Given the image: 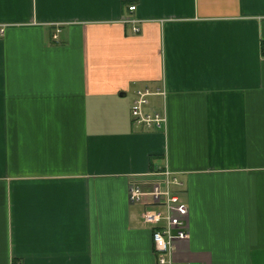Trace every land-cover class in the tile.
I'll list each match as a JSON object with an SVG mask.
<instances>
[{
  "label": "crops",
  "instance_id": "1",
  "mask_svg": "<svg viewBox=\"0 0 264 264\" xmlns=\"http://www.w3.org/2000/svg\"><path fill=\"white\" fill-rule=\"evenodd\" d=\"M0 24V264H155L128 193L164 167L179 260L264 264V0H0ZM143 87L164 128L132 122Z\"/></svg>",
  "mask_w": 264,
  "mask_h": 264
},
{
  "label": "built area",
  "instance_id": "2",
  "mask_svg": "<svg viewBox=\"0 0 264 264\" xmlns=\"http://www.w3.org/2000/svg\"><path fill=\"white\" fill-rule=\"evenodd\" d=\"M135 4L127 6L129 14L122 19L125 23H132L133 33L139 31L137 24L139 19L132 16ZM5 26L0 24V36L4 34ZM60 31L56 27L52 37L57 38ZM153 95L165 96L164 89L149 87L139 88L135 91L130 107V116L134 124L141 125L146 129L164 128L166 114L160 111L147 109L149 97ZM155 179L143 187L133 183L129 187V201L144 205L142 221L151 230V251L155 264H191L177 258V244L189 238L187 228L188 206L182 199L181 193L176 191L175 186L180 185L177 176L167 167L155 172Z\"/></svg>",
  "mask_w": 264,
  "mask_h": 264
},
{
  "label": "rangeland",
  "instance_id": "3",
  "mask_svg": "<svg viewBox=\"0 0 264 264\" xmlns=\"http://www.w3.org/2000/svg\"><path fill=\"white\" fill-rule=\"evenodd\" d=\"M152 99V98H151Z\"/></svg>",
  "mask_w": 264,
  "mask_h": 264
}]
</instances>
